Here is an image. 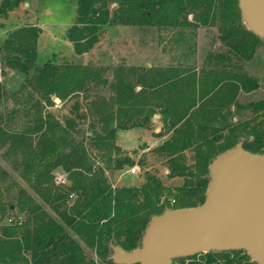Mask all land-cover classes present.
<instances>
[{"label": "trees", "instance_id": "1", "mask_svg": "<svg viewBox=\"0 0 264 264\" xmlns=\"http://www.w3.org/2000/svg\"><path fill=\"white\" fill-rule=\"evenodd\" d=\"M18 3L5 0L1 11L6 13ZM190 15L192 21L187 19ZM107 25L133 26L143 32L161 29L177 38L188 29L217 27L227 52L210 53L199 78L180 64L145 69L52 62L38 66L40 31L35 27L12 31L0 48L1 60L5 68L27 79L11 100L16 107L1 121L0 148L19 157L22 176L41 203L13 199L12 194L6 197L0 190V220L15 209L26 215L22 224L0 227V264L26 263L22 252L33 264H116L113 246L139 247L151 217L166 210L160 198L170 190L153 174H147L141 187L113 188L108 175L133 162L125 155L112 157L111 151H120L115 145L117 130L148 128L156 113L172 131L159 154L166 157L171 177L183 178L173 188L171 209L203 203L209 165L241 139L245 150L264 154L261 126L234 121L224 111L234 106L239 116L245 108L255 118L264 114V100L243 106L236 99L240 89L258 88L241 65L253 58L261 40L242 23L237 0H80L76 22L67 32L75 54L88 52ZM231 57L240 64L232 63ZM56 98L61 103L73 101L68 116L59 118L51 111ZM17 118L23 119L19 123ZM188 148L194 159L190 166L182 155ZM58 169L68 174L66 187L54 182L52 172ZM19 190L18 195L24 196ZM71 193L76 198L69 202ZM187 259L188 264H257L240 249L177 257L172 264H185Z\"/></svg>", "mask_w": 264, "mask_h": 264}, {"label": "rangeland", "instance_id": "2", "mask_svg": "<svg viewBox=\"0 0 264 264\" xmlns=\"http://www.w3.org/2000/svg\"><path fill=\"white\" fill-rule=\"evenodd\" d=\"M4 1L0 0V48L12 31L22 27H35L40 31L36 55L38 66L52 62L58 65H91L109 69L128 67L145 69L148 66L164 68L180 64L187 67L199 78L198 74L205 67L206 57L210 53L221 52L224 54L227 52L219 39L217 27L200 26L196 30L188 29L185 30L184 37L177 38L175 35L170 37L171 33L161 29L153 28L151 31L143 32L133 26L107 25L100 31L98 42L88 52L76 55L72 43L67 38V32L76 22L80 0H16L19 2L18 5L3 13L1 6ZM114 8L115 5H112L110 10L112 11ZM187 19L192 21L193 16L190 15ZM260 39V47L253 58L241 65L242 72L258 84V88L254 91L248 92L244 89L238 91L236 99L243 106L264 100V39ZM231 61L234 64H240L232 57ZM31 75L32 72L29 76ZM26 77L27 75L5 68L0 55V126L4 125L1 122L4 116L16 107L11 100L13 96L21 93L20 89L27 79ZM109 81L113 82L111 76H109ZM139 90L138 87L135 92L138 93ZM105 94L109 95L111 91H107ZM54 102L55 105L51 108L52 112L59 118L69 115L73 101L61 103L54 99ZM213 103L215 104L214 101ZM82 110H84V106H82ZM224 111L229 112L230 117L234 116V121L254 122L251 124H259L264 131L263 113L259 115V118H255V113L245 108L242 111L244 112L243 115L239 116V111L234 106L227 110L224 109ZM163 118L160 113H156L152 116L151 125L148 128L116 131L115 145L116 147H118L117 144L120 146L118 147L120 151L114 149L111 151V155L112 157L128 156L133 165L109 174L108 178L113 188H138L145 182L147 174H153L159 178L164 187L170 190V194L164 192L160 198V204H163L164 209H171L174 206L172 194L175 193V190L173 188L181 185L183 178L171 177L166 166V157L159 154V147L172 136V131L168 130ZM18 119L20 123L23 118L16 120ZM195 130L196 128L191 131L195 133ZM222 133H226V131ZM5 148L7 149V147ZM5 148H0V190L6 197L16 193L17 198L21 201H28V198H31L37 203H41L32 186L22 176L19 157L10 154ZM88 151L91 152L90 149ZM92 151L96 152V150ZM182 155L186 164L190 166L194 161L191 148L186 149ZM132 169L136 172L134 176L138 177L137 180H134V176L130 174ZM52 175L55 177L56 186L66 187L69 184L68 174L62 169L52 172ZM19 189L23 190L24 196L18 195ZM74 195L73 193L70 194L69 201L75 200ZM71 196L73 198H70ZM44 209L50 215L57 217L55 211L48 205H45ZM14 216L15 218L20 216L22 222L26 217L24 213L15 209L11 212V216L6 215L0 220V227L11 225L12 223L8 222V218ZM22 255L27 259L24 264H33L29 254L22 252ZM198 257L200 256L195 258ZM189 262V260L184 261L185 264ZM174 264L180 263L175 261Z\"/></svg>", "mask_w": 264, "mask_h": 264}, {"label": "water", "instance_id": "3", "mask_svg": "<svg viewBox=\"0 0 264 264\" xmlns=\"http://www.w3.org/2000/svg\"><path fill=\"white\" fill-rule=\"evenodd\" d=\"M246 29L264 39V0H237ZM59 102V99H55ZM205 201L151 217L140 246H113L116 264H171L201 252L243 250L264 264V155L239 143L209 165ZM17 199L16 193L12 195Z\"/></svg>", "mask_w": 264, "mask_h": 264}, {"label": "built area", "instance_id": "4", "mask_svg": "<svg viewBox=\"0 0 264 264\" xmlns=\"http://www.w3.org/2000/svg\"><path fill=\"white\" fill-rule=\"evenodd\" d=\"M130 174L134 176L136 174L135 170L132 169L130 171ZM70 198H73V196H71ZM8 222L9 223H12V224H21L22 223V218L20 216L17 217V218H15V217H9L8 218ZM197 254H199V253H197ZM187 260H190V259H187Z\"/></svg>", "mask_w": 264, "mask_h": 264}, {"label": "crops", "instance_id": "5", "mask_svg": "<svg viewBox=\"0 0 264 264\" xmlns=\"http://www.w3.org/2000/svg\"><path fill=\"white\" fill-rule=\"evenodd\" d=\"M148 67H151V66H148ZM117 146H118V147H120L118 144H117ZM121 149H122V150H124V148H122V147H121ZM133 179H134V180H137V179H138V177L134 176V178H133ZM69 202H71V201H69Z\"/></svg>", "mask_w": 264, "mask_h": 264}, {"label": "flooded vegetation", "instance_id": "6", "mask_svg": "<svg viewBox=\"0 0 264 264\" xmlns=\"http://www.w3.org/2000/svg\"><path fill=\"white\" fill-rule=\"evenodd\" d=\"M235 120V119H234ZM262 129V128H261ZM243 142V140L241 141V143Z\"/></svg>", "mask_w": 264, "mask_h": 264}]
</instances>
